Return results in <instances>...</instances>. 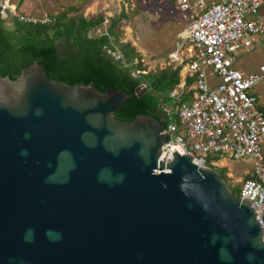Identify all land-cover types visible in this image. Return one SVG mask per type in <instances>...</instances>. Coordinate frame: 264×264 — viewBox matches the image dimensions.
<instances>
[{
	"label": "water",
	"instance_id": "95a60500",
	"mask_svg": "<svg viewBox=\"0 0 264 264\" xmlns=\"http://www.w3.org/2000/svg\"><path fill=\"white\" fill-rule=\"evenodd\" d=\"M130 96L0 77V264H264L252 201L188 155L157 161V119L119 122Z\"/></svg>",
	"mask_w": 264,
	"mask_h": 264
},
{
	"label": "built area",
	"instance_id": "2783aa9c",
	"mask_svg": "<svg viewBox=\"0 0 264 264\" xmlns=\"http://www.w3.org/2000/svg\"><path fill=\"white\" fill-rule=\"evenodd\" d=\"M175 6L186 25L169 56L180 67L179 83L168 94L170 105L162 109L167 139L157 161L170 163L176 152L199 167L206 166L208 157L252 162L244 180H228L240 198L252 201L264 241V112L252 92L264 81V63L255 72L239 67L247 54L264 45V0H175ZM13 19L50 21L19 12L13 0H0V21ZM143 89L144 84L139 86ZM216 163L221 162L211 164Z\"/></svg>",
	"mask_w": 264,
	"mask_h": 264
},
{
	"label": "trees",
	"instance_id": "16d2710c",
	"mask_svg": "<svg viewBox=\"0 0 264 264\" xmlns=\"http://www.w3.org/2000/svg\"><path fill=\"white\" fill-rule=\"evenodd\" d=\"M48 18L49 23L44 24H25L13 19L11 29H6L7 24L0 21L1 78L8 75L14 80L29 65L37 63L52 79L91 82L97 91L110 87L125 92L130 100L114 114L119 122L148 115L166 126L162 109L170 105L168 94L179 83L180 67L144 74L138 54L130 45L119 42L120 17L108 21L105 29L102 14L90 18L64 14ZM191 83L188 80L187 86ZM142 84L145 89L139 91ZM213 158H207L206 166L216 169L237 195L238 190L230 185L226 170L211 164Z\"/></svg>",
	"mask_w": 264,
	"mask_h": 264
},
{
	"label": "rangeland",
	"instance_id": "374dc122",
	"mask_svg": "<svg viewBox=\"0 0 264 264\" xmlns=\"http://www.w3.org/2000/svg\"><path fill=\"white\" fill-rule=\"evenodd\" d=\"M19 12L34 18L67 15L68 17H97L102 14L107 21H118L119 42L128 44L139 56L143 73L154 74L165 68H175L169 56L174 51L177 35L186 22L176 10L175 0H13ZM121 15H124L123 17ZM122 17V18H121ZM12 28V23L5 25ZM116 59L120 55L115 56ZM136 63V62H135ZM264 63V45L247 54L239 63L246 72H255ZM212 80V79H211ZM264 109V81L252 90ZM264 153V143L262 144ZM217 168L232 175V181L245 179L252 162L243 159L231 161L213 158Z\"/></svg>",
	"mask_w": 264,
	"mask_h": 264
},
{
	"label": "crops",
	"instance_id": "0c3cea01",
	"mask_svg": "<svg viewBox=\"0 0 264 264\" xmlns=\"http://www.w3.org/2000/svg\"><path fill=\"white\" fill-rule=\"evenodd\" d=\"M257 97V96H256ZM257 99H258V97H257ZM258 102H259V99H258ZM259 104H260V102H259ZM261 106V105H260ZM261 109L263 110V112H264V109H263V107L261 106Z\"/></svg>",
	"mask_w": 264,
	"mask_h": 264
}]
</instances>
